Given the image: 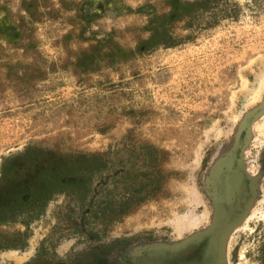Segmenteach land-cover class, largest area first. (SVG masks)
Returning <instances> with one entry per match:
<instances>
[{
	"label": "rangeland",
	"instance_id": "obj_1",
	"mask_svg": "<svg viewBox=\"0 0 264 264\" xmlns=\"http://www.w3.org/2000/svg\"><path fill=\"white\" fill-rule=\"evenodd\" d=\"M264 0H0V264H261Z\"/></svg>",
	"mask_w": 264,
	"mask_h": 264
},
{
	"label": "trees",
	"instance_id": "obj_2",
	"mask_svg": "<svg viewBox=\"0 0 264 264\" xmlns=\"http://www.w3.org/2000/svg\"><path fill=\"white\" fill-rule=\"evenodd\" d=\"M260 262L261 264H264V243L262 244L260 248Z\"/></svg>",
	"mask_w": 264,
	"mask_h": 264
}]
</instances>
